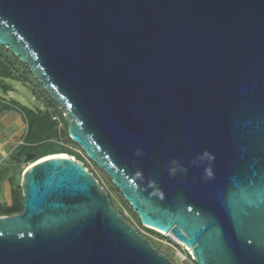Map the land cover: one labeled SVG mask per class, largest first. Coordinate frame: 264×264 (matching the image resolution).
Returning <instances> with one entry per match:
<instances>
[{
    "label": "water",
    "instance_id": "obj_1",
    "mask_svg": "<svg viewBox=\"0 0 264 264\" xmlns=\"http://www.w3.org/2000/svg\"><path fill=\"white\" fill-rule=\"evenodd\" d=\"M0 45L142 227L196 264H264V0H0ZM21 192L0 264H173L75 159L24 170Z\"/></svg>",
    "mask_w": 264,
    "mask_h": 264
},
{
    "label": "trees",
    "instance_id": "obj_2",
    "mask_svg": "<svg viewBox=\"0 0 264 264\" xmlns=\"http://www.w3.org/2000/svg\"><path fill=\"white\" fill-rule=\"evenodd\" d=\"M10 82H16L20 83L23 86H25L31 93L32 96H38L39 93H44L46 96L47 93L42 88L41 85L33 78L31 73L28 71V68L26 65L19 62V60L14 57L11 52L4 47L0 45V93L3 95H7L8 92L12 90V86ZM50 98V97H49ZM51 101V100H50ZM55 104V103H54ZM37 130L40 131V134H47L52 136H57L58 141H61L63 143L62 145H59L57 142H51L50 138L48 141H42L41 143L37 144L36 146L40 149L36 150L35 152H32L33 160H31L29 163L36 162L39 159H42L43 157H48L50 155H60V154H66L68 156L74 157L77 161L83 163L84 167L86 166L94 167L98 170H100L92 161H90L84 154V152L79 148L78 145H76L72 140L68 137L67 134V125L65 124L64 117L62 114H60L61 120L54 119L50 115V113H44L40 112L37 116ZM58 123H62V127L65 124V127L63 131L61 129H58ZM48 146V147H46ZM79 150V152H77ZM25 153H22V151H19V158L24 156ZM18 161V159H17ZM24 166H28L25 165ZM27 168V167H26ZM20 170L18 171V179L16 177V174H14L9 179L10 184V202L9 204H0V216H11L17 213H20L22 211V192L21 187L19 185L20 180ZM109 188L110 190H113L115 194H117L119 198L120 208L122 211H126L130 214V216L133 218V220L138 224L140 227L141 224L139 223V220L135 213L132 211L131 207L128 205V203L123 199L122 195L119 193V191L113 186V184L110 182ZM109 191L107 193L110 204H112ZM144 228V227H142ZM146 232H148L151 235H154L158 237L159 240H170L169 237H163L160 233H157L151 229L144 228ZM185 254L187 252L183 251ZM188 259H191V256L187 255ZM193 264H196L194 261H192Z\"/></svg>",
    "mask_w": 264,
    "mask_h": 264
},
{
    "label": "rangeland",
    "instance_id": "obj_3",
    "mask_svg": "<svg viewBox=\"0 0 264 264\" xmlns=\"http://www.w3.org/2000/svg\"><path fill=\"white\" fill-rule=\"evenodd\" d=\"M10 84L12 86V90L7 93L8 97H11L18 105L23 107L22 111H23L24 118L26 121V123H25L26 133L23 136V139H25L28 134L32 135V134L38 133V130H37V119H38V117L37 116L39 115L40 112L37 114V110L44 112V113H48V114L50 113V115L52 117H55V119L62 121V119L60 117V114L62 113V111H61L59 105L56 102H54L50 96H49L50 97L49 98L44 93H39L37 97L36 96L34 97L31 95L30 91L25 86H23L22 84L16 83V82H10ZM62 122H65V124L67 125L65 119ZM65 124L62 127V123H58V129H61L63 131ZM39 137L41 138V142L42 141L43 142L48 141V139L50 138L51 142L56 143L55 140L58 139V137L56 135L55 136H52V135L47 136V134L39 135ZM58 142H61V141L57 140V143ZM58 144L60 145V143H58ZM46 147H48V146H46ZM32 148L33 147H25L22 149V151H24L25 154H27V153L31 154L32 152H35L36 150L40 149L39 147L33 148V149ZM77 152H79V150H77ZM26 167L24 166L23 158L20 157V158H18V162L16 161V163L13 165V168L7 169V171H11V173L13 175L17 173L16 177L18 176V171L20 170V173H19V175H20V177H19L20 178V180H19L20 187H21V182H22V175H23L24 170H26ZM86 167H87L86 169L93 175V177L97 181V184L100 187V189H102L106 193L111 191V193H109L111 201H112L111 207L119 215H121L128 223H130L136 229V232L141 237L147 239L151 243L152 247L154 249H156V251L158 253L166 256L173 264H193L192 263L193 260H190V258L188 259V257H187L188 254L191 255V251L189 248H187L186 246H184L180 243H176L173 239H171L169 237L170 235H168V234L162 233L161 235H163V237H169L170 240H166V239L159 240L158 237L151 235L148 232H146V230L144 228H142L138 224H136V222L133 220V218L130 216V214L128 212L121 210V208L119 206L120 200H119L117 194H115V192H113V190H110V188H109L108 182H110L111 180L107 177V175L103 171L98 170L94 167H92V169L89 166H86ZM17 179H18V177H17ZM0 188L3 189L1 184H0ZM184 250L188 251L187 254H185L183 252ZM191 259H192V255H191Z\"/></svg>",
    "mask_w": 264,
    "mask_h": 264
},
{
    "label": "crops",
    "instance_id": "obj_4",
    "mask_svg": "<svg viewBox=\"0 0 264 264\" xmlns=\"http://www.w3.org/2000/svg\"><path fill=\"white\" fill-rule=\"evenodd\" d=\"M22 108L11 97L0 93V184L3 188H0V204L7 205L10 202L9 179L13 174L7 169L13 168L19 158V151L25 147L37 148L36 145L41 143L39 135H44L39 131L23 139L26 121ZM39 112L37 110V114Z\"/></svg>",
    "mask_w": 264,
    "mask_h": 264
},
{
    "label": "clouds",
    "instance_id": "obj_5",
    "mask_svg": "<svg viewBox=\"0 0 264 264\" xmlns=\"http://www.w3.org/2000/svg\"><path fill=\"white\" fill-rule=\"evenodd\" d=\"M55 141L57 142V140H55ZM135 155H137V156L142 155L141 150L140 149H137L136 152H135ZM214 160H215L214 155L211 154L210 152H208L207 150H205L204 152H202L201 154H199L197 157H195L191 161V163L194 166H204V177L203 178L206 179V180H211V179L214 178L213 177V171H212V162ZM24 164L26 165V163H24ZM30 164L31 163H28L29 166H30ZM170 165L171 166H169V167L166 168V170H167V172H168V174L170 176H175L177 174V172H186L187 171V169L184 168L178 161L173 160V161L170 162ZM27 168H28V166H27Z\"/></svg>",
    "mask_w": 264,
    "mask_h": 264
},
{
    "label": "bare ground",
    "instance_id": "obj_6",
    "mask_svg": "<svg viewBox=\"0 0 264 264\" xmlns=\"http://www.w3.org/2000/svg\"><path fill=\"white\" fill-rule=\"evenodd\" d=\"M56 157H61V158H71V159H74L73 157H69L68 155H66V154H60V155H50V156H48V157H43L42 159H39L38 161H36L33 165H36V164H38V163H40V162H42V161H45V160H47V159H51V158H56ZM33 165H31V166H29L28 168H30V167H32ZM27 168V169H28ZM168 235H170V234H168ZM176 243H180L179 241H177V240H175V239H173ZM181 244V243H180ZM185 246V245H184Z\"/></svg>",
    "mask_w": 264,
    "mask_h": 264
},
{
    "label": "built area",
    "instance_id": "obj_7",
    "mask_svg": "<svg viewBox=\"0 0 264 264\" xmlns=\"http://www.w3.org/2000/svg\"><path fill=\"white\" fill-rule=\"evenodd\" d=\"M62 111V110H61ZM62 116H64V112L62 111ZM55 119V118H54ZM58 143H60V145L62 144L61 142H58ZM63 145V144H62ZM26 165H28V163H26ZM31 165V164H30ZM29 166V165H28ZM186 252H188L187 250H185ZM190 255V254H189ZM191 256V255H190Z\"/></svg>",
    "mask_w": 264,
    "mask_h": 264
},
{
    "label": "flooded vegetation",
    "instance_id": "obj_8",
    "mask_svg": "<svg viewBox=\"0 0 264 264\" xmlns=\"http://www.w3.org/2000/svg\"><path fill=\"white\" fill-rule=\"evenodd\" d=\"M21 158H24V156H22ZM33 163H35V162H32L31 164H33Z\"/></svg>",
    "mask_w": 264,
    "mask_h": 264
}]
</instances>
